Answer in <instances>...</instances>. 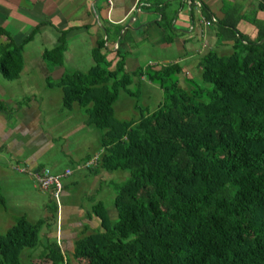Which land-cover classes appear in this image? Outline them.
Here are the masks:
<instances>
[{"label":"trees","instance_id":"1","mask_svg":"<svg viewBox=\"0 0 264 264\" xmlns=\"http://www.w3.org/2000/svg\"><path fill=\"white\" fill-rule=\"evenodd\" d=\"M152 2L161 17L156 24L170 43L174 14L158 7L160 0ZM200 9L206 13L201 2ZM220 10L223 17L212 23L220 40L232 42L230 53L205 51L198 61L200 82L190 75L179 81L177 63L127 72L126 52L119 48L124 42L109 50L108 60L103 39L91 48L86 71L45 80L47 87L60 88L61 110L76 107L99 132L101 151L85 167L94 175L120 170L128 177L115 187V219L100 201L93 203L85 217L98 225L83 224L68 253L55 239L41 244L54 201L45 219L15 217L0 233V264H27L22 254L38 247L50 264H264V19L255 16L264 11V0H254L247 12L242 2L223 1ZM240 20L253 25L255 38L237 31ZM38 28L17 44L0 26L6 39L0 43L1 77L18 76L22 49ZM63 37L61 31L58 44L41 53L47 67L62 63ZM140 75L160 89L162 102L135 120L116 118L119 90L132 95L128 87Z\"/></svg>","mask_w":264,"mask_h":264},{"label":"crops","instance_id":"2","mask_svg":"<svg viewBox=\"0 0 264 264\" xmlns=\"http://www.w3.org/2000/svg\"><path fill=\"white\" fill-rule=\"evenodd\" d=\"M152 1L0 0V26L9 32L10 38L14 36V33H18L16 27L19 25H23L22 38L28 35L35 26L39 25L35 36L22 49L23 69L27 68L28 71L25 70L26 73L23 78L16 80L13 84H6L4 90L5 102L0 100L5 105H3V109H0V160L3 162L12 160L15 170L19 172L28 171L31 176L41 169L39 162L35 160L33 154L26 150L27 146L23 145V140L17 141L9 136L12 131L19 133L20 136H23V133L30 136L32 129L38 132V135L34 137L38 139L44 133L41 130V126L43 127L44 125L40 120L39 110H41V104H48L52 100V97H50L51 94H48L43 99H40L39 102L33 99L29 100V98L22 100L23 83L18 81L25 79L27 80V84L36 80V77L42 80L50 77L57 79L63 71H81L80 68L75 66L76 64H81L87 70L92 65L90 50L92 47H95L98 39H103L105 43H108L106 45L108 51L114 50L117 47V42H124L119 48L126 52L124 64L126 65L127 62L130 64V72L139 67L155 66V62L152 60H147L144 64L139 65V61H142L143 56L139 54L138 48L147 44L154 46L160 53L159 57L164 58L168 57L165 52L169 53L171 49H175L177 53L175 56H169V62H161L166 64L177 63L180 68L181 62H185L189 66L187 65L188 68H181V71H184L185 75L196 74L198 73L199 58L205 51L208 49L226 51L232 45V42L223 41L217 37L214 23H212L213 25L203 24V20L210 19L211 17L216 19V21L221 19L223 14L220 9L223 1L227 3L242 2L243 12H247L254 2V0H199L201 5L206 7V13L204 14L202 10L198 14L193 12V17L191 18L188 15L189 11L184 6L183 0H160L158 7L165 6L166 11L174 14L172 27L175 40H173L172 44L166 45L162 30L156 24L161 17L155 12ZM255 16L258 19H264V11H257ZM236 29L238 32L246 34L252 39L257 35L253 25L245 20H240ZM61 31L64 32L63 38L65 42L62 63L58 66L47 67L41 58V53L46 49L40 48L35 51L33 44L43 43L45 45L49 44V48L53 47L58 44V37L61 35ZM199 40L201 41L198 42ZM0 42L4 44L6 39L0 36ZM186 46H189V53L187 54L185 53ZM112 55L113 53L109 51V54L106 55L107 59L109 60ZM180 56L183 57L180 58ZM2 79L4 78L2 77ZM132 83H134L136 88L138 87V90L141 87V94L152 87L153 89L156 88L152 82L145 79L144 75H140ZM8 95H12L13 98H7ZM55 108L61 110L60 105ZM113 110H115L114 105ZM116 110L119 111L120 107L116 106ZM69 112L79 115V110L76 107H73ZM64 117L68 120L67 116ZM138 117H119L118 119L135 120ZM84 123L87 125L85 119L84 121H80L72 130L77 132V129L85 126ZM98 139L99 136L95 133V137L92 140V144L95 145L92 147L93 154L92 156L84 155V162L87 158H92L96 153H100ZM43 140L44 138L41 135L39 140L40 146H44L45 142ZM3 153L4 156H8V159L2 156ZM84 167L83 164L77 165L78 169H83ZM65 168L69 167H64L63 169ZM6 169H8L6 166L0 165V176H5L7 173ZM69 169L71 170L69 175H71L73 170ZM62 170L53 172H61ZM100 173H96L94 178L100 180ZM90 185L91 181L89 182ZM55 204L57 216L60 218L61 207L64 208L62 213L66 216L67 209L66 206H63L62 198ZM69 207L72 208L71 212H75L76 217L82 214L84 217L82 219L83 223H81L82 226L90 222V224H93V227L90 228L94 229L97 227L98 222L95 218L89 220L85 217L83 207ZM43 210L46 212L43 218H46L49 216L47 208L45 207ZM55 241L58 242V240ZM58 243L60 244L61 242L59 241ZM68 245L64 243L62 247L66 248Z\"/></svg>","mask_w":264,"mask_h":264},{"label":"rangeland","instance_id":"3","mask_svg":"<svg viewBox=\"0 0 264 264\" xmlns=\"http://www.w3.org/2000/svg\"><path fill=\"white\" fill-rule=\"evenodd\" d=\"M183 3L189 11L190 6L188 0H183ZM201 10L202 9H200V7L194 8V12L197 14ZM211 25L213 24L211 23ZM16 30L19 34L14 33V36H12L11 39L18 44L22 41L23 25L17 26ZM173 40H171L170 43H166V45L172 44ZM200 41L201 40L198 42ZM33 47H35V51L40 48L47 49L49 48V44L45 45L43 43H34ZM188 48L189 46L185 47L186 54L189 53ZM138 50L139 54L143 56L142 61H139V65L144 64L147 60H152L155 62H153L155 67H160L161 65L166 64L161 61L169 62V56H175L177 53L175 49H171L169 53L165 52L168 56L167 58L159 57V51L155 49L154 46L147 44L140 46ZM213 50L216 51V49ZM216 52L221 55H227L230 53V48L226 51ZM183 56H180V58ZM180 65L181 68H188L189 66V64L185 62H181ZM75 66L80 68L81 71H86L81 64H76ZM25 70L28 71L27 68H25ZM25 70L23 69L22 57V69L18 74L19 76L12 80H4L0 75L1 101L5 102L4 90L6 88V84H13L16 80L23 78L26 73ZM130 70V64L127 62L125 65V71L130 72ZM190 76H194V79L199 80L197 82H200L199 71L196 74L191 73ZM184 77V71H180L177 74L179 81ZM49 79L52 82H55L56 80L53 77H50ZM135 79L136 78L133 80ZM45 80L46 79L42 80L39 77H36V80L27 84V80L25 79L23 81H18L23 83L22 100L29 98V100L33 99L39 102V100L43 99L44 96L51 94L50 97H52V100L48 102V104L39 103L41 104L39 116L44 125L43 127L41 126V130L44 132L41 134L44 138V146H40L39 144L41 135L38 139H35L34 137L38 135V132L32 129L30 136L26 133H23V136H20L19 133L12 131L9 137H12L17 141L23 140V145L27 146L26 150L33 154L35 160L39 162L41 169H48L53 172L62 170L64 167H69L73 171L71 175L62 178V191L59 193L57 200H55L52 195L48 194V191L40 190L36 186L28 171L19 172L15 170L14 162L12 160H9L8 162L0 160V165H4L8 168L6 169L7 173L5 176H0V193L4 200V206L0 205V233H3L7 227L11 225L14 218L20 215H24L30 223L35 222L38 219H45L43 217H45L46 212L43 209L47 205L52 204L53 201L54 203H56V201L59 202L60 198H62L63 206H66L67 209H65L66 216L62 213L64 208L61 207L60 218L57 216L56 211L54 217H51L50 220L45 222L48 224V232L44 230L45 239H41V244H45L44 240H46V238L48 240L47 242H51L55 238V240L61 242L60 244L64 245V243L70 244L76 237H80L81 231L83 230L81 223H83L82 219L84 217L82 214L76 217L77 215H75V212H71L72 208L69 206L77 208H80L81 206L83 207V210H89V207L93 203L100 201L103 204L108 217L111 220L115 219L116 211L112 205L115 187L118 183L123 182L128 177V172L120 170L114 172L112 171L108 175L107 173L101 172V178L98 180L94 178V174H92V171L88 167H84L83 169L77 168L78 164L84 165V155L92 156V147L95 146L92 144V140L95 137V133L99 136V132L92 128L91 125L88 126L85 123V126L77 129V132L73 131L72 129L77 126L80 121H84L85 115L81 111H79V115H76L66 110L56 109L55 107L60 105V88L55 85L46 87ZM128 88L132 92V95H127L120 89L118 100L113 103L115 109L114 116L116 118L137 117L139 116V113L144 111H154L157 108V105L163 100L161 91L157 86L155 89H153V87L150 88L143 94H141V87L138 90V87L136 88L134 83L130 84ZM9 97L13 98L12 95H8L7 98ZM116 106L120 107L119 111L116 110ZM64 116H67L68 120ZM2 156H4V153ZM4 158L8 159V156H4ZM90 181L91 185L89 186ZM76 219L77 221L75 222ZM88 225L93 227V224H90V222ZM87 232L90 231H86V233ZM40 250L41 248L38 247L36 250L31 252L26 251L22 254V259L26 261L27 264H50L48 260L39 256ZM68 251L67 247H62L63 253H68Z\"/></svg>","mask_w":264,"mask_h":264},{"label":"built area","instance_id":"4","mask_svg":"<svg viewBox=\"0 0 264 264\" xmlns=\"http://www.w3.org/2000/svg\"><path fill=\"white\" fill-rule=\"evenodd\" d=\"M109 1V0H108ZM192 0H188V3L190 4ZM193 6L194 8L200 7L199 0H193ZM214 21V18L211 17L210 20H203V24L210 25ZM95 162V157L84 163V166H87L89 163ZM22 170V169H21ZM71 173V170L69 168L63 169L61 172L58 173H52L48 169H41L38 172H35L32 174L33 181L35 182L36 186L43 191H48L49 194L52 195V197L57 200V197L59 193L61 192V180L62 177H65ZM57 203V201H56Z\"/></svg>","mask_w":264,"mask_h":264},{"label":"water","instance_id":"5","mask_svg":"<svg viewBox=\"0 0 264 264\" xmlns=\"http://www.w3.org/2000/svg\"><path fill=\"white\" fill-rule=\"evenodd\" d=\"M235 34H237V33H235ZM238 35V34H237Z\"/></svg>","mask_w":264,"mask_h":264}]
</instances>
